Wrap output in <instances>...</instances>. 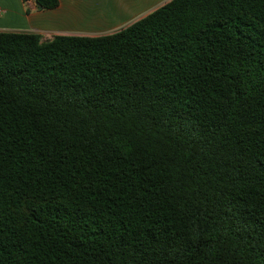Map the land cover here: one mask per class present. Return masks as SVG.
Listing matches in <instances>:
<instances>
[{
  "label": "trees",
  "instance_id": "16d2710c",
  "mask_svg": "<svg viewBox=\"0 0 264 264\" xmlns=\"http://www.w3.org/2000/svg\"><path fill=\"white\" fill-rule=\"evenodd\" d=\"M0 264H264V0L0 32Z\"/></svg>",
  "mask_w": 264,
  "mask_h": 264
},
{
  "label": "crops",
  "instance_id": "0c3cea01",
  "mask_svg": "<svg viewBox=\"0 0 264 264\" xmlns=\"http://www.w3.org/2000/svg\"><path fill=\"white\" fill-rule=\"evenodd\" d=\"M171 0H59L41 10L36 0H0V32L99 37L115 33Z\"/></svg>",
  "mask_w": 264,
  "mask_h": 264
},
{
  "label": "built area",
  "instance_id": "2783aa9c",
  "mask_svg": "<svg viewBox=\"0 0 264 264\" xmlns=\"http://www.w3.org/2000/svg\"><path fill=\"white\" fill-rule=\"evenodd\" d=\"M2 13V11L0 10V14Z\"/></svg>",
  "mask_w": 264,
  "mask_h": 264
},
{
  "label": "water",
  "instance_id": "95a60500",
  "mask_svg": "<svg viewBox=\"0 0 264 264\" xmlns=\"http://www.w3.org/2000/svg\"><path fill=\"white\" fill-rule=\"evenodd\" d=\"M37 5H38V3H36ZM38 7H39V5H38ZM40 8V7H39Z\"/></svg>",
  "mask_w": 264,
  "mask_h": 264
}]
</instances>
